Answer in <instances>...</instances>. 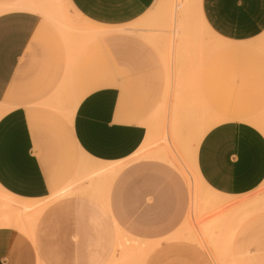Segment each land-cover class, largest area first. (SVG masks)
<instances>
[{"label":"crops","instance_id":"obj_1","mask_svg":"<svg viewBox=\"0 0 264 264\" xmlns=\"http://www.w3.org/2000/svg\"><path fill=\"white\" fill-rule=\"evenodd\" d=\"M51 1L0 0V192L16 199L0 217V264H99L121 233L180 255L167 240L184 223L190 194L174 160L110 167L143 145L147 113L246 111L230 102L246 97L252 51H262L255 64L263 69L264 0H199L203 24L153 31L179 33L163 35L159 53L131 37L128 93L117 85L118 61L114 79L106 76L104 43L91 63L89 46L66 39L46 14ZM63 1L101 27L131 23L155 2ZM191 163L211 191L248 193L264 179V135L224 120L199 137ZM49 199L33 232L24 213Z\"/></svg>","mask_w":264,"mask_h":264},{"label":"rangeland","instance_id":"obj_2","mask_svg":"<svg viewBox=\"0 0 264 264\" xmlns=\"http://www.w3.org/2000/svg\"><path fill=\"white\" fill-rule=\"evenodd\" d=\"M45 12L58 25V30L68 37L66 39H79L89 46L91 63L101 56L99 43L103 42L104 53L102 51L101 57L105 60L106 76L114 79L115 68L118 66L117 85L127 93L130 89L128 58L131 37L142 40L149 49L159 53L162 36L171 41L179 33L162 34L153 31H171L174 25L204 23L199 13V0H155L139 19L114 27L93 26L85 22L63 0L51 1ZM115 42L122 48L121 58L115 50ZM250 57V80L249 90L245 91L246 97L240 98L235 94L230 102L244 104L241 108L246 111L147 113L143 122L147 126L148 135L143 145L131 157L110 167L113 170L141 159L174 160L172 162L177 164L185 178L190 194L185 221L176 236L167 240L179 244L180 255L163 252L160 242L134 240L121 233L112 249L107 251L109 255L100 258L99 264H190V259L192 264H264V179L248 193L222 194L211 191L201 183L191 163L199 135L203 136L211 127L224 120L245 121L264 135V66L261 70L255 64L256 58L262 59V51L259 50L258 54L252 51ZM119 61L122 62L121 66ZM202 130L206 131L202 133ZM101 174L90 173L97 177ZM13 201L16 199L0 192V217L9 214L5 204ZM50 202L49 199L32 203V210L24 213L33 232H36L41 213ZM24 228L29 231L28 225ZM189 246L195 247L192 258L183 255ZM98 259L90 258V261L98 263ZM40 264L46 263L41 261Z\"/></svg>","mask_w":264,"mask_h":264},{"label":"bare ground","instance_id":"obj_3","mask_svg":"<svg viewBox=\"0 0 264 264\" xmlns=\"http://www.w3.org/2000/svg\"><path fill=\"white\" fill-rule=\"evenodd\" d=\"M178 4V3H177ZM201 126V125H200ZM205 132V130H202V133H204ZM202 136V134H200L199 135V137H201ZM199 137H198V139H199ZM118 169H116V170H114V172L113 173H115L116 171H117ZM193 189V188H192ZM11 196V195H10ZM195 198V197H194ZM20 201V200H19ZM19 201H17V202H19ZM13 202H15V201H13ZM16 202V203H17ZM23 202V201H22ZM27 203V202H26ZM18 204V203H17ZM20 204H21V202H20ZM22 204H24V202L22 203ZM26 205H28V204H26ZM28 230H30V227H29V225H28Z\"/></svg>","mask_w":264,"mask_h":264}]
</instances>
